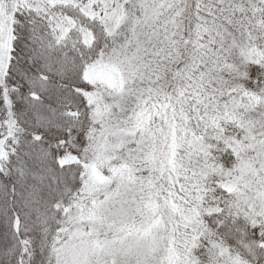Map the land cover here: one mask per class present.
<instances>
[{
	"label": "snow or ice",
	"instance_id": "obj_1",
	"mask_svg": "<svg viewBox=\"0 0 264 264\" xmlns=\"http://www.w3.org/2000/svg\"><path fill=\"white\" fill-rule=\"evenodd\" d=\"M0 264H264V0H0Z\"/></svg>",
	"mask_w": 264,
	"mask_h": 264
}]
</instances>
